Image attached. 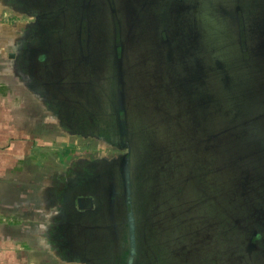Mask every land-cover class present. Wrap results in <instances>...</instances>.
I'll list each match as a JSON object with an SVG mask.
<instances>
[{
    "label": "flooded vegetation",
    "instance_id": "obj_1",
    "mask_svg": "<svg viewBox=\"0 0 264 264\" xmlns=\"http://www.w3.org/2000/svg\"><path fill=\"white\" fill-rule=\"evenodd\" d=\"M0 1L14 14H30L32 17L28 24L19 25L22 29L17 37L19 73L25 87L38 98L40 115L35 118L45 121L41 123V128L53 126L60 134L64 132V137H92L101 145L119 150V155L106 164L102 158L101 162L94 160L82 169L75 168L70 162L68 168L58 174V180L52 179L51 189L47 188L43 194L39 192L37 202L40 209L48 206V209L54 208L56 211H48L56 243L53 260L62 264H98L97 254L93 256V253H98L96 251L101 243L119 247L120 242L127 241L126 232L124 236L122 230L128 222L126 205L132 204L134 209L139 200L138 194L120 206L115 220L103 215L104 189L109 183L107 175L128 147L124 140H119L116 124L113 137L110 132L112 122L116 123L115 109L120 107L116 105L119 92L113 80V57L126 46L130 56L126 69L129 92L126 97L129 100L121 106L120 113L130 120L134 132L142 135L139 145L146 146L144 137L150 134L154 126H149L151 123L158 125L161 137H165L159 145L145 147L151 158L147 172L151 174L150 177H153L152 174L156 177L155 185L158 181L160 185L155 192V188H152L153 197L149 201L147 218L153 225L150 212L155 210L162 236L158 235L157 239L164 251L163 259L168 260L169 264H220L221 258H224V244L212 247L213 251L208 253L213 263L207 261V257L200 259L195 244L185 247L190 240L187 225L194 228L197 224L183 208L180 211L181 219L172 217L174 205L177 208V204L174 197L166 193L177 192L171 185L170 175L176 168L180 170L179 164H174L178 158L175 151L183 148V144L166 134L179 122V118L188 123L190 129L193 126L195 129L191 130L198 133V125L192 122L189 111L197 110L193 114L196 117L200 110L210 111L218 101L228 100L214 98L217 95L214 91L216 84H221L224 79V84L240 86L241 90L236 94H251L259 100L255 124L256 129L262 130L260 136L254 138V154L235 159V163L241 166L240 170L245 174L252 170L264 173V0ZM34 37H37V42L31 41ZM100 43L108 45V48L104 55L106 60L99 54L100 61H97L94 44ZM132 46L136 50L138 46L143 48L147 66L158 70L161 75L169 72L166 77L158 78L157 83L154 77L151 78L160 89V95L153 94L159 96L157 102L164 103L159 105L160 109L154 105L151 93L144 94L145 101L142 103L138 98L141 91H136L137 82L131 78L132 73L130 75L135 64ZM41 56L45 58L44 63L39 61ZM220 74H224L223 79ZM147 81L150 84V76ZM165 86L169 87L167 93L172 98H164ZM41 101L45 102V107ZM184 101L190 104L183 105ZM178 104L185 114L177 112ZM49 112L51 116L57 114L58 120L54 116L53 120H49ZM136 112L139 116L133 115ZM202 132L205 134L203 139L211 147L215 136L211 133L206 136L205 128ZM131 154L134 155L132 149ZM253 160L260 161L255 169L251 168ZM53 188H56L54 192L51 191ZM159 190L162 194L157 195ZM213 191L214 187L210 185L207 193L212 194ZM197 195L195 201L202 207H209L206 199L210 196ZM204 209L200 210L201 214L210 213V209ZM184 215L190 222L184 221ZM215 224L214 236L225 238L234 232L232 227L240 237L248 236L238 224L230 223L228 219L218 220ZM170 225L175 226L176 230L171 232ZM114 227L119 230L118 234L113 232ZM197 231L200 236V224ZM247 238L250 240L251 235ZM256 239L261 237L255 235L253 240ZM144 242L146 244L147 241ZM146 246L148 248V244ZM189 249L191 253H188Z\"/></svg>",
    "mask_w": 264,
    "mask_h": 264
},
{
    "label": "water",
    "instance_id": "obj_2",
    "mask_svg": "<svg viewBox=\"0 0 264 264\" xmlns=\"http://www.w3.org/2000/svg\"><path fill=\"white\" fill-rule=\"evenodd\" d=\"M204 45L206 46L207 43L205 42ZM132 51L135 64L132 65L130 75L132 73L131 78L138 83H136V91H141L138 98L142 100L140 101L142 103L145 101L144 94L151 93L154 105H158V109H160L159 105L164 103L160 104L157 102L159 96L153 95H160V89L156 81L164 75L166 77V73L168 75L169 72L165 71L164 75H161L158 70L147 66L146 54L142 53V47L138 46L136 50L132 46ZM128 58L130 56L127 53L126 46H123V49L116 52L113 57V80H115L114 83H117L116 91L119 92L116 96L118 98L116 105L120 106L119 108L115 107L116 134L120 141L122 139L128 144V147H126L127 151L119 157L118 164H115L116 167H111L107 175L109 183L104 189L106 202L104 200L103 215H108L110 220H115L120 206L124 205L125 201L131 199L137 193L134 188V172L137 168L136 160L142 151L141 146L138 144L142 135L134 132L130 120H127L120 113L121 106L123 104L126 105L129 100L126 97L129 93L126 81L128 73L126 69L129 65ZM149 76L150 84L147 81ZM220 76L223 79L224 74H220ZM165 77L163 80H165ZM151 78L156 82L155 84ZM224 83L223 79L221 84H216L214 91H216L217 95L214 98L218 99L220 97L228 100L223 99L221 103L218 101L210 111L206 110L204 112L200 110L196 117H193V114L197 110L189 111L193 118L192 122L198 125V133L191 130L195 129L193 126L190 129L188 123L186 124L179 118V122L173 125L169 133L166 134L167 137L177 140L181 145L183 144V148L181 147L175 151L178 158L177 161H174V164L175 166L179 164L180 170L177 171L176 168L170 175L171 185L177 192H169L166 195L173 196L176 200L177 208L174 205L172 214L174 219H181L180 211L183 208V211L197 224H194V228H192V225H187L190 240L185 247H192L195 244L200 259L209 258L208 253L213 251L212 247L224 244V258L223 260L221 258L220 264H264V173L252 170L251 173L245 174V172L240 170L241 166L235 163V159H244L245 155L254 154V138L260 136V131L262 130L261 128L256 129L257 126L255 124L256 120H258L256 114L260 106L259 100L251 94H248V96L236 94L235 92H240L241 90L239 85L231 84L229 86ZM167 90L169 91L170 89L165 86L164 93L166 95H164V98L170 96ZM225 92L229 93L220 94ZM188 104L184 101L183 105ZM179 105L177 106V112L185 114L181 108H178ZM122 112L124 111L122 110ZM186 112L188 111L186 110ZM209 114H211V118H209ZM133 115L139 116L137 112L133 113ZM142 124L147 125L145 122H142ZM149 126L153 127H151L150 134L147 133L146 137H144L147 141L146 146L159 145L165 140V137H161L158 125L151 123ZM204 128L206 133H208L206 136L210 133L215 136L211 147L203 139L205 134L202 131ZM131 149L134 155L131 154ZM259 163V160H253L251 168L255 169L260 165ZM210 185L214 187L212 194L207 193V188ZM170 186H168V189H170ZM168 189L167 191H169ZM159 192L161 191L159 190ZM159 192H157V195ZM198 193L210 196L209 199H206L209 207H202L200 203L195 201ZM202 208L210 209V213L207 215L201 214L200 210ZM126 213L128 217L126 227L128 256L126 264H135L138 225L135 221V212L132 204L126 205ZM155 214L151 212V215ZM222 219H228L230 223L235 222L238 224L239 228L248 235L247 237L251 235L250 240L247 237H240V235H237L238 233H234L236 232L234 227L231 229L234 232H231L225 238L216 234L214 236L215 223ZM184 221L190 222L185 215ZM199 224L202 228L200 236L197 231ZM204 224L205 227L203 226ZM114 228L113 232L118 234L119 230L116 227ZM158 228L161 231L160 225H158ZM169 230L172 232L176 228L170 225ZM255 235L260 236L261 239L253 240ZM188 253H191V249H189Z\"/></svg>",
    "mask_w": 264,
    "mask_h": 264
},
{
    "label": "crops",
    "instance_id": "obj_3",
    "mask_svg": "<svg viewBox=\"0 0 264 264\" xmlns=\"http://www.w3.org/2000/svg\"><path fill=\"white\" fill-rule=\"evenodd\" d=\"M29 20L30 14H14L0 1V264H57L52 258L56 243L50 209L44 206L46 214H41L37 202L40 157L44 162L49 159V153H43L51 140L49 126L41 128L45 121L34 116L38 111L34 92L28 94L29 100L24 98L28 88L19 73L20 30H13ZM39 61L44 63L45 58ZM41 104L45 107L44 101ZM42 132L47 135L43 144ZM43 180L48 187L50 180Z\"/></svg>",
    "mask_w": 264,
    "mask_h": 264
},
{
    "label": "rangeland",
    "instance_id": "obj_4",
    "mask_svg": "<svg viewBox=\"0 0 264 264\" xmlns=\"http://www.w3.org/2000/svg\"><path fill=\"white\" fill-rule=\"evenodd\" d=\"M22 24V23H21ZM20 24V25H21ZM17 30V32L19 31V25H15L13 30ZM19 33H22V29H20ZM95 45V51H94V56L95 59H97V61L99 60V57H101L103 54H105V51H107L108 45L106 44H94ZM223 45V44H222ZM103 52V54H102ZM101 56H100V55ZM103 58L104 55L102 56ZM254 74H256V71H253ZM97 82V80H96ZM99 82V81H98ZM31 93L30 90H26L25 91V99H29L28 95ZM27 102V101H26ZM28 109H25L26 112H30L27 111ZM49 109L47 108V111ZM34 116L36 117L39 114V111L37 112H33ZM25 114H32V113H25ZM47 114V113H46ZM47 118H49V120H53V116L55 117L56 120H58L57 118V114L53 116L51 112H49L47 114ZM43 119H46L45 117L42 116ZM53 129V130H52ZM62 134H64V132H61ZM62 134H60L59 132H57V130H54L53 126L49 127V137H50V144L49 147H47V149L43 150V153H49V159L44 162L45 160H43L44 158H42V156L40 157V161H41V171L39 172V177H40V193L43 194V191H45L47 188L53 187L52 184V179L53 180H58V177L60 175H58L59 173L65 171L68 166L70 165L69 163L71 162L72 165L75 168H82L90 165V163H92V161L97 160L99 162H101L102 158L104 159V163L106 164L107 162H111L113 160V158L117 157L119 155V150H114L106 145H101L97 142V140L95 138L92 137H88V138H78L77 136H73L72 138L69 137H64L62 136ZM40 138H41V143L43 144V141H45L47 139V135L40 133ZM87 139V140H86ZM45 147V146H44ZM42 149V148H41ZM42 153V150H41ZM79 161H81V163L79 164ZM45 163V164H44ZM44 167V168H43ZM66 168V169H65ZM48 178L49 181V185L48 187H46L43 183V179ZM54 189L56 190V188H53V190H51L52 192H54ZM162 190V189H161ZM159 194H162V192H159ZM158 194V195H159ZM47 210V209H46ZM44 209V206H42V208L40 209L41 212H45L46 211ZM54 208H51L49 210L50 213H55L56 211H54ZM153 213H155V210L151 211ZM150 212V213H151ZM150 218L152 219L153 222V229L158 230V223L159 221L156 219L155 215H152ZM155 220V221H154ZM155 237V236H154ZM156 243L159 245L160 241L157 239H155ZM57 264H62L61 262H56Z\"/></svg>",
    "mask_w": 264,
    "mask_h": 264
},
{
    "label": "trees",
    "instance_id": "obj_5",
    "mask_svg": "<svg viewBox=\"0 0 264 264\" xmlns=\"http://www.w3.org/2000/svg\"><path fill=\"white\" fill-rule=\"evenodd\" d=\"M28 23L29 22H25L24 25ZM36 40L37 37H34L31 41L34 42ZM110 132H111V137H113V134H115L114 122H112V130ZM142 142L145 141L142 139ZM140 146L142 148V151L139 155V158H137L136 160L137 168L136 171L134 172V188L137 190V194L139 198V200L136 202L134 206V211L137 216L136 221L138 225L137 227L138 236L136 235L137 255H136L135 264H169L168 260L163 259L164 251L161 246V243L158 245L155 241V239L157 240V237L161 236L160 231L159 230L154 231V229H151L152 225L148 222V218H147V209H149V204H150L149 201L152 196L151 195L152 188H155L153 189V192H155L156 189L160 188V185H159V181L157 185H155L156 177H154L153 174H152L153 177H150L151 174L147 172V168L150 167L149 162L151 158L149 157L148 151L145 148L146 146L145 145L143 146L142 144H140ZM122 230L125 236L126 226H123ZM150 236L153 238L150 239ZM144 240L147 241L146 244H148V248ZM125 241L126 240L120 242L119 247L108 246V244L106 243H101L99 245V250L98 251L95 250L98 253H93V256H96L97 254V259H98L97 263L126 264L128 251H127V241L126 242ZM156 259L159 261L156 262ZM207 261L213 263V261L209 258L207 259Z\"/></svg>",
    "mask_w": 264,
    "mask_h": 264
}]
</instances>
